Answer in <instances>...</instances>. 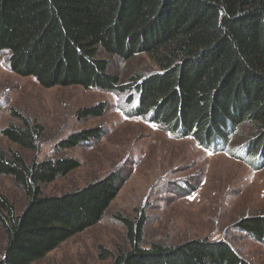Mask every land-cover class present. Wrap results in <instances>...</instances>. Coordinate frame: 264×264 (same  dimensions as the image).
Returning <instances> with one entry per match:
<instances>
[{
  "label": "trees",
  "instance_id": "1",
  "mask_svg": "<svg viewBox=\"0 0 264 264\" xmlns=\"http://www.w3.org/2000/svg\"><path fill=\"white\" fill-rule=\"evenodd\" d=\"M20 77L45 89L78 86L131 94L129 115L191 137L201 146L227 143V134L247 124L251 161L264 159V0H0V51ZM144 54L156 72L120 84L108 73V56L127 61ZM105 106L77 111L79 120L103 116ZM19 125L0 134L14 149L0 147V176L25 198L20 214L0 198L4 234L0 264H33L61 243L96 225L117 195L120 178L110 174L61 196L42 186L78 167L68 158L29 163L20 151L35 152L43 126L10 111ZM89 129L69 135L59 150L98 139ZM250 154H249V153ZM249 161L248 163H250ZM123 223L130 247L111 253L112 264H249L223 241L193 240L176 246H141L142 222ZM237 227L264 242V217L240 219Z\"/></svg>",
  "mask_w": 264,
  "mask_h": 264
},
{
  "label": "rangeland",
  "instance_id": "2",
  "mask_svg": "<svg viewBox=\"0 0 264 264\" xmlns=\"http://www.w3.org/2000/svg\"><path fill=\"white\" fill-rule=\"evenodd\" d=\"M8 58V51H0V132L10 124L19 125L10 111L20 113L44 129L37 151H20L28 163L51 158L78 163L70 173L43 185L42 193L61 196L110 174L120 178L117 195L100 222L33 264H112L113 256L130 247L121 220L142 222L143 247L223 241L249 264H264V242L237 227L240 219L264 217V159H248L247 141L254 137L250 126L241 125L227 134V143L216 140L209 149L189 136L177 137L163 125L129 115L136 104L134 98L129 103L130 93L78 86L45 89L32 77L12 73ZM106 60L108 73L124 86L157 71L144 54L127 61L115 56ZM95 106L106 107L103 116L77 118L78 110ZM89 129L101 131L100 137L58 149L69 135ZM0 147L15 148L1 134ZM0 198L7 199L17 214L26 205L23 192L4 176H0ZM4 244L0 228V258ZM100 250L112 257L101 259Z\"/></svg>",
  "mask_w": 264,
  "mask_h": 264
}]
</instances>
